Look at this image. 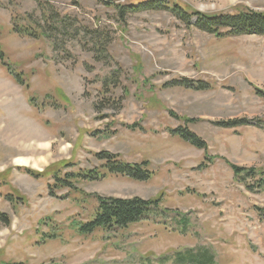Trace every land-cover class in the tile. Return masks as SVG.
I'll return each instance as SVG.
<instances>
[{
	"label": "rangeland",
	"instance_id": "rangeland-1",
	"mask_svg": "<svg viewBox=\"0 0 264 264\" xmlns=\"http://www.w3.org/2000/svg\"><path fill=\"white\" fill-rule=\"evenodd\" d=\"M151 1L192 20L121 11ZM240 13L264 14V0H0V264H181L202 250L264 264L260 177L228 165L264 171V37L194 27ZM102 152L146 164L149 180L108 173ZM95 196L159 205L91 233Z\"/></svg>",
	"mask_w": 264,
	"mask_h": 264
},
{
	"label": "trees",
	"instance_id": "trees-1",
	"mask_svg": "<svg viewBox=\"0 0 264 264\" xmlns=\"http://www.w3.org/2000/svg\"><path fill=\"white\" fill-rule=\"evenodd\" d=\"M172 9L169 6L162 4L160 1L145 2L142 4L126 6L121 8V11H126L129 13H137L144 10H154V11H165L170 10L173 13L179 14L181 19L187 23H190L192 18L188 16L187 13L181 12V8ZM181 12V14L179 13ZM63 26H68V22L61 21ZM194 27L201 32L214 35L218 38L224 37H241V36H259L264 37V14L249 13V14H236L229 16L220 17H209V16H198ZM30 29L20 28V31L15 30L16 33L20 35H25L32 37L33 33L29 31ZM222 30L226 32L223 34ZM42 35V34H41ZM4 53L0 49V62L4 61ZM16 81L23 85L24 80L22 75H15ZM186 121V120H185ZM187 122V121H186ZM241 124L244 125L243 122ZM230 127V126H229ZM177 133L179 136L191 144L193 147L207 152V145L195 134L189 132L187 129L179 128L172 133ZM99 161L104 162L103 168L112 175L124 176L136 181H147L150 178V174L144 168L146 164L143 165H130L123 163L119 160L117 155H113L109 152H102L97 155ZM215 158H209L208 160L212 162ZM227 163V162H226ZM232 169L236 179L238 181L246 183L249 179H256L260 177L257 181V188L264 191V171H258L254 169H243L235 165L229 164ZM33 177H38L39 174L35 172H28ZM71 175H68V178ZM87 178V176H83ZM57 181L56 187L60 188H71L70 181H64L58 176L55 178ZM250 189L252 186L248 185ZM97 200L99 206L95 211V216L93 221L89 223L85 228L86 231L91 233L95 232L97 229L119 231L126 230L129 227L144 222L148 218L152 211L157 210L159 201H145L141 198L134 199H114V198H101L99 196ZM154 209V210H153ZM213 254H210L208 250H202L199 254H193L192 251H186L184 253H178L176 256V261L181 264H213Z\"/></svg>",
	"mask_w": 264,
	"mask_h": 264
}]
</instances>
